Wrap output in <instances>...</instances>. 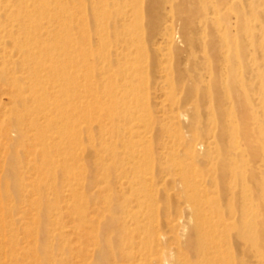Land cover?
Returning a JSON list of instances; mask_svg holds the SVG:
<instances>
[{
	"label": "rangeland",
	"instance_id": "1",
	"mask_svg": "<svg viewBox=\"0 0 264 264\" xmlns=\"http://www.w3.org/2000/svg\"><path fill=\"white\" fill-rule=\"evenodd\" d=\"M12 1L0 0V21H7L11 10L18 9ZM184 2L52 0L51 7L61 5L67 12L53 22L43 20L44 31L66 25L65 34L70 40L60 47L66 52L77 50V59L82 63L86 58L88 63L84 71L78 70L74 85H68L71 97L63 108L69 117L58 125H48L44 119L38 122V118L29 117L24 110L22 101L32 105L36 90L30 77L34 65L24 61L40 53L34 35L24 39L17 26L9 27L8 33H0V220L11 223L5 233L0 230V242L12 239L22 248L15 257L9 255L8 243L0 248L3 264H30L32 255L38 258L37 264H46V251L54 264H97L99 254L108 257L110 264H181L190 256L184 244L196 228V203L216 202L221 199L220 194L187 192L176 176L177 167L172 162L165 169L159 164V155L169 151L189 162L185 151L188 144L209 141L222 145L236 138L238 129L233 122L241 123L239 103L250 96L252 103L262 100L264 107V92L261 95L256 88H264V66L260 69L261 77L250 66L236 71L245 77L247 89L232 96L227 103L228 114L220 112L213 70L194 61L195 55L184 36ZM9 3L11 8L6 12ZM33 9L31 3L30 10ZM122 31L135 33L137 46L145 50L143 62H135V56L139 57L137 48L128 50L124 45L123 56L132 53L136 66L130 76L119 73L128 64L123 56H115L117 47H122L117 44ZM29 38L32 42L28 46L23 41L17 43L22 51L14 47L15 40ZM43 39L48 41L49 36ZM194 49L198 52L197 47ZM108 53L114 59L109 65L103 57ZM59 69L66 72L70 68L66 63ZM117 74L119 80L114 78ZM218 82L225 96L231 82ZM110 86L116 87L118 96L107 93ZM61 94L66 93H57ZM73 106L77 107L75 111ZM82 107L93 117L91 122L82 118ZM32 119L49 135L46 147L59 162H43L40 152L45 146L30 139L36 132H26L21 124H29ZM72 125L77 126V131L71 138L78 142L70 149L63 131ZM129 147H144L157 157L147 176L154 180L148 189L136 190L130 180L114 174L108 178L109 165L110 171L115 168L102 156L107 149L114 148L126 157ZM143 160L142 157L140 161ZM198 163L201 166L199 159ZM132 167V162L126 161L120 171ZM119 203L123 206L116 214L112 208ZM209 206L206 204L207 210ZM75 208L86 210V218L79 217ZM214 208L216 213L223 211L219 204ZM110 213L111 217L126 218L121 226L133 230L139 225L142 231L119 247L107 245V238L117 234V228L111 231L113 228L106 227ZM215 216L207 211L204 223ZM54 220L59 224L52 227ZM52 228L55 231L51 233ZM29 229L34 230L32 234H28ZM59 233L64 241L58 238ZM230 244L233 251L239 250V245L235 242L234 247L231 240L225 245L230 252ZM122 250L127 254L125 258Z\"/></svg>",
	"mask_w": 264,
	"mask_h": 264
},
{
	"label": "bare ground",
	"instance_id": "2",
	"mask_svg": "<svg viewBox=\"0 0 264 264\" xmlns=\"http://www.w3.org/2000/svg\"><path fill=\"white\" fill-rule=\"evenodd\" d=\"M51 2L52 0H13L12 6L18 9L11 10L7 21H0V33H8L9 27L17 26V32L25 35L24 39L28 38L26 36L34 35L33 41L39 44L40 53L35 58L24 61L34 65L31 68H34L35 71L34 74H30V77L35 81L36 90L32 96V105H27V102L22 101L24 110L29 113V117L38 118V120L36 119L38 122L44 119L48 121V125H58L65 117H69L68 112L63 108V104L71 97L68 85H74L78 70L84 71L83 68H88V63L86 58H83L82 63L77 59L79 57L76 54L77 50L72 49L66 52L60 47L64 41L70 40L65 34L66 25L56 27L52 31H44L43 20L53 22L67 12V8L64 9L61 5L51 7ZM31 3L34 5L33 10H30ZM5 8L7 12L11 8L10 3ZM184 10L183 32L195 55L194 61H199L205 67L213 70L215 95L219 97L218 110L228 114L227 103L233 99L232 96L234 94L239 96L247 89L245 77L242 73L238 75L236 71L250 66L253 68L252 70H256L257 76L261 77L260 69L264 66V0H185ZM33 18L35 20H32ZM13 28L11 33L15 32H13ZM259 30L262 31L261 34L257 32ZM45 35L49 36L48 41H44L43 36ZM134 36L133 32H121L119 35L121 38L117 44L122 45L123 48L117 47L115 54L117 58L123 56L125 49L136 47L139 57L135 56V62H143V51L145 50L137 46L138 38ZM20 41L25 42V46H28L32 42V38L17 42L15 40L14 47L22 51L23 47L17 44ZM195 47L198 48V52L195 51ZM60 48L61 50H59ZM47 50L50 52L44 53ZM131 55L132 53L123 56L124 63L128 65L119 73L133 75L136 66L132 63ZM103 57L106 58L108 65L113 63L114 59L111 53L104 54ZM66 63L70 68L69 71L61 70L62 72H60L59 68ZM119 75L117 74L114 78L119 80ZM83 77L87 81L88 76L85 74ZM220 80L231 82V86L226 89L225 96L222 93L223 89L218 86ZM68 81H70L69 84H67ZM256 88H259L258 93L262 95L263 86L260 85ZM115 89L116 87L110 86L107 93L118 96ZM59 92L66 94L57 95ZM18 97L22 100L20 96ZM247 97L239 103L242 114L241 123L238 125L233 122L236 130L238 129L236 138H232L222 145L209 141H196L194 144H188L185 151L189 162L182 161L179 155L169 153V151L159 155V164L164 165L165 169L172 162V165L177 167V169L175 168L176 176L187 192L190 191L194 195L219 193L221 198L216 202L209 201L204 204L197 201L196 228L184 244L190 256L183 259L181 264H264V107L260 98H257V100H261L260 103H252V97ZM72 108L73 111L77 109L75 106ZM86 109H83L82 118L88 123L92 121L93 117L87 114ZM37 121L32 119L29 124H25L24 121L21 124L26 132L29 130L36 132L30 139L39 140L45 146L40 152L43 162H59L60 160L56 161L49 154L46 146L49 144L50 137L46 135L45 131L40 130ZM76 127V125H72L63 131L68 137L70 149L74 148L78 142L76 138H71ZM118 134L120 135V133ZM125 152L126 157H122L121 152L110 148L107 149L105 157L102 156L104 161H111L115 168L110 171L109 165L108 178L111 177V174L117 178H127L136 190H145L153 186L154 180L147 176L151 174L149 171L151 164H156L157 157L154 152L144 150V147L141 149L129 147ZM61 155L64 157L63 153ZM142 157L145 158V161H140ZM198 159L201 166L198 165ZM126 161L132 162L134 167L127 170L128 172L120 171ZM130 174H132L131 178L128 177ZM139 200L140 197L137 196V201ZM206 204L207 206L211 205L209 210L206 209ZM218 204L219 207H223L221 213L215 211L214 207ZM122 206L119 203L112 208V211L117 214ZM75 209L79 217L86 218V210ZM207 211L215 213L216 218L204 223ZM123 219L126 220L125 217H111L110 213L106 227L113 228L111 231H115L117 228L115 232L117 234L113 238H107V245L115 244L116 247H119L124 244L125 240L131 237L134 239L135 234L138 235L142 231V227L139 225L133 230L124 225L121 226ZM58 224V220H54L51 225L54 227ZM10 226L11 223L8 221L0 220V230L3 233ZM33 231V229H29L28 234H32ZM54 231L55 228H52L50 232ZM108 231L110 230L107 229ZM2 235L4 236V234ZM58 238L64 241L60 233ZM140 239L142 240V238ZM229 239L233 240V246L235 242L239 245V250L235 248L233 251L231 244V252L228 247L225 248V245L230 242ZM7 243L10 256L15 257L22 251L20 244L12 239H9L8 242L7 240L0 242V248L6 246ZM121 253L125 258L124 255L127 254L123 250ZM45 255L46 264L55 263L49 251H46ZM133 258L137 260L136 257ZM30 259V264H37L36 256L32 255ZM0 264H3L1 253ZM97 264H110V260L103 254H99Z\"/></svg>",
	"mask_w": 264,
	"mask_h": 264
}]
</instances>
